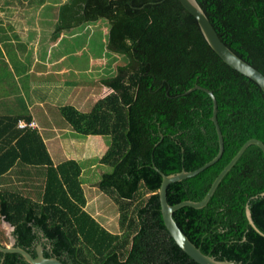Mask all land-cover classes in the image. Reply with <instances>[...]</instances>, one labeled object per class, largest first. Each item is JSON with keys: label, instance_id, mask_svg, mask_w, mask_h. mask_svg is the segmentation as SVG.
<instances>
[{"label": "trees", "instance_id": "trees-1", "mask_svg": "<svg viewBox=\"0 0 264 264\" xmlns=\"http://www.w3.org/2000/svg\"><path fill=\"white\" fill-rule=\"evenodd\" d=\"M196 2L220 40L264 75V0ZM99 19L108 23L106 52L124 63L100 78L111 91L88 112L71 106L59 110L77 132L110 136V169L100 175L97 188L117 205L120 232L107 230L84 209L80 165L73 159L53 165L36 129L17 128L19 116L0 117L3 132L10 133L0 142V175L20 163L43 167V180L36 200L1 190L0 218L12 227L19 247L34 257L39 243L45 257L63 264H198L165 229L158 200L161 176L153 165L167 175L193 170L215 156L210 96L201 89L182 94L194 85L209 89L222 155L166 189L169 204L200 200L246 140L264 143V92L221 60L179 0H65L57 10L54 38ZM262 193L264 154L251 144L203 207L183 206L172 218L202 253L264 264ZM1 258L0 264H29L17 253L0 251Z\"/></svg>", "mask_w": 264, "mask_h": 264}, {"label": "crops", "instance_id": "crops-1", "mask_svg": "<svg viewBox=\"0 0 264 264\" xmlns=\"http://www.w3.org/2000/svg\"><path fill=\"white\" fill-rule=\"evenodd\" d=\"M64 1L0 0V117L34 120L53 165L67 159L80 165L84 209L91 214L87 207L89 194L96 188L92 183L96 165L98 170L97 158L109 145L110 136L79 133L59 111L71 105L88 112L102 98L98 85L93 83L92 53H85L87 64L64 63L68 55L83 54L81 47L75 49L73 43H68L78 32L62 30L54 38L57 10ZM9 135L3 132L0 122V142ZM43 174V167L16 163L0 175V191L17 190L36 200L38 195H32L33 190L40 187Z\"/></svg>", "mask_w": 264, "mask_h": 264}, {"label": "water", "instance_id": "water-1", "mask_svg": "<svg viewBox=\"0 0 264 264\" xmlns=\"http://www.w3.org/2000/svg\"><path fill=\"white\" fill-rule=\"evenodd\" d=\"M181 5L196 19L197 24L200 28V31L206 40L207 44L210 48L221 58L223 62L229 65L231 68L235 69L239 73L244 76L250 78L255 83L259 85L261 90L264 92V75L258 71L256 68L245 62L243 59L238 57L232 50H230L218 37L216 31L212 27L208 18L206 17L203 10L200 8L196 0H179ZM195 89H201L205 91L212 100V114L211 120L214 124L216 135H217V143L218 149L217 153L214 157H212L209 161L205 162L201 166L190 170H180L177 173L172 174H164L159 171L154 165L153 168L160 174L161 182L158 188V200L160 206V212L163 220V224L165 229L167 230L169 236L173 239L174 243L193 261L198 264H244L241 262H235L231 260H217L209 255H206L200 251L189 239L188 237L180 230L177 226L176 222L172 218V213L178 208L183 206H189L192 208H201L203 207L213 194L215 188L217 187L220 180L223 176L230 170V168L234 165V163L238 160L241 154L244 152L247 146L253 144L256 145L264 154V143L256 138H250L246 140L236 151V153L232 156V158L228 161V163L219 171V173L215 176L213 181L211 182L208 190L204 194V196L198 201L191 200H183L179 201L175 204H169L166 199V189L170 183L180 181L185 178L192 177L197 173L201 172L205 168L209 167L213 163H215L222 155L223 152V139L222 134L219 129L217 120H216V100L209 89L203 88L199 85H194L191 88L187 89L184 93H188ZM264 195V193H262ZM246 216L248 218L249 223L254 227L252 220L250 219L249 211L246 209ZM9 225V224H8ZM10 226V225H9ZM255 228V227H254ZM12 232V231H11ZM0 251L2 253H17L23 257V259L29 264H63L59 259L54 256L45 257L43 255V248L41 244H37L35 246V256L33 257L26 250L22 249L16 244V237L14 235L10 236V244L2 245L0 244ZM3 258L0 259V263Z\"/></svg>", "mask_w": 264, "mask_h": 264}, {"label": "rangeland", "instance_id": "rangeland-1", "mask_svg": "<svg viewBox=\"0 0 264 264\" xmlns=\"http://www.w3.org/2000/svg\"><path fill=\"white\" fill-rule=\"evenodd\" d=\"M35 4H37V2H35ZM51 13H53V11ZM107 28H108V23L104 19H99L94 23H89L86 25H82L81 27L77 26L73 28L72 30L78 32V34L74 38V40H69L68 43L69 44L73 43L75 49L81 47L84 55L83 54H81L80 56L68 55L67 60H64V63H67L69 66H73V64L75 63L87 64V57L85 56V53L86 52L88 54L92 53L93 55L92 68L94 70L93 83H96L98 85V90H97L98 95L102 97L109 94L110 90L100 83L99 78L105 77L107 75H111L117 64L124 63V59L120 55L114 53H107L104 48ZM69 68L71 69V67ZM72 75L73 72L67 74L68 77ZM65 106H71V105H65ZM71 107L76 109L73 106ZM63 118L65 119L64 116ZM108 147L109 145L107 146L104 153H101L97 158V162L99 163V165H98V170H97V165L96 168L94 167L96 169L93 175L95 177V181L92 183V185H94V187L96 188L93 189V193L89 194L90 202L88 204L89 206L87 207V210L107 230L111 232H120L117 222L118 219L117 205L113 201L111 195L101 192L97 188V183H98L97 178L99 179L100 171H108L110 169L106 166L108 164L107 158L109 159L108 155L106 154ZM37 190H38L37 187L34 188L33 190L32 195H34L35 197L37 195L36 194ZM133 205L134 204L132 203V205L129 207L130 210H132ZM11 231H12V227L9 226L8 223L4 222L0 218V242L3 245L10 244V236L12 233Z\"/></svg>", "mask_w": 264, "mask_h": 264}, {"label": "built area", "instance_id": "built-area-1", "mask_svg": "<svg viewBox=\"0 0 264 264\" xmlns=\"http://www.w3.org/2000/svg\"><path fill=\"white\" fill-rule=\"evenodd\" d=\"M17 128L20 129H36L37 123L34 120L26 121L24 119H18L16 122Z\"/></svg>", "mask_w": 264, "mask_h": 264}]
</instances>
